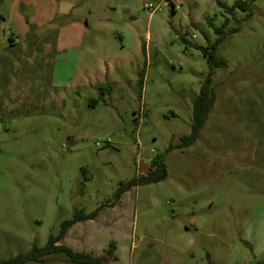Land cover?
<instances>
[{"label": "rangeland", "instance_id": "rangeland-1", "mask_svg": "<svg viewBox=\"0 0 264 264\" xmlns=\"http://www.w3.org/2000/svg\"><path fill=\"white\" fill-rule=\"evenodd\" d=\"M251 12L0 0V261L44 247L76 212L96 215L61 244L104 264L264 261V0ZM219 37L214 104L198 139L176 148L208 73L199 47ZM161 154L163 181L115 196Z\"/></svg>", "mask_w": 264, "mask_h": 264}, {"label": "trees", "instance_id": "trees-1", "mask_svg": "<svg viewBox=\"0 0 264 264\" xmlns=\"http://www.w3.org/2000/svg\"><path fill=\"white\" fill-rule=\"evenodd\" d=\"M217 5L222 7L226 13H231L234 9H239L246 13V17L249 18L252 15L251 4L255 0H236L231 7H227L220 0H215ZM227 21L224 26H226ZM238 29L233 30L236 33ZM221 29H216L215 33L220 35ZM221 37L217 38L215 43L208 47L199 49L207 58L208 73L206 78L201 83L199 95L196 97L192 108V121L190 125V132L188 135L182 136L180 143L176 145V148L183 149L194 143L207 120L208 112L214 104V94L212 88V77L216 69L224 68L226 63L223 59L219 58L215 54V46L220 42ZM170 145L167 152L175 148ZM167 176L166 167L164 164V154L155 155L151 158L148 170L145 175H142L138 179L132 178L126 182L119 184L115 196L118 198L122 193L127 191L132 186L154 184L163 181ZM96 213L85 215L81 212H76L70 220H65L60 224V230L57 236H50L47 244L44 247H37L34 245L32 249L24 254H18L14 257H10L5 260H1L0 264H27L43 263L44 259L50 255L63 254L71 264H104L103 260L88 253H75L61 244L67 230L74 224L86 219L94 218ZM255 264H264V261L257 262Z\"/></svg>", "mask_w": 264, "mask_h": 264}, {"label": "crops", "instance_id": "crops-1", "mask_svg": "<svg viewBox=\"0 0 264 264\" xmlns=\"http://www.w3.org/2000/svg\"><path fill=\"white\" fill-rule=\"evenodd\" d=\"M150 160H151V159H150ZM150 160H149V162H150ZM146 167L148 168V167H149V164H148L147 166H144L143 168H146Z\"/></svg>", "mask_w": 264, "mask_h": 264}, {"label": "built area", "instance_id": "built-area-1", "mask_svg": "<svg viewBox=\"0 0 264 264\" xmlns=\"http://www.w3.org/2000/svg\"><path fill=\"white\" fill-rule=\"evenodd\" d=\"M149 7H150L149 5L145 6L146 9H149Z\"/></svg>", "mask_w": 264, "mask_h": 264}]
</instances>
